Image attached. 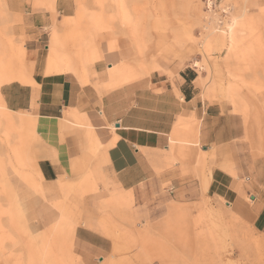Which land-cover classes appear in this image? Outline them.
Instances as JSON below:
<instances>
[{"label":"rangeland","instance_id":"1","mask_svg":"<svg viewBox=\"0 0 264 264\" xmlns=\"http://www.w3.org/2000/svg\"><path fill=\"white\" fill-rule=\"evenodd\" d=\"M36 46L44 74L66 63L100 97L152 78L195 99L136 189L118 186L84 114L71 167L41 180L36 119L0 99V264H264V0H0V87L30 81ZM214 170L237 200L208 191ZM84 232L104 249L81 247Z\"/></svg>","mask_w":264,"mask_h":264},{"label":"crops","instance_id":"2","mask_svg":"<svg viewBox=\"0 0 264 264\" xmlns=\"http://www.w3.org/2000/svg\"><path fill=\"white\" fill-rule=\"evenodd\" d=\"M37 35L32 40L41 43L40 34ZM39 47L32 50L29 59L32 63L30 81L7 80L8 83L0 87L3 106L11 112H28L35 118L36 131L47 145L46 156L41 155L36 163L38 177L52 181L71 167V161L79 154V136L72 122L81 121L80 114H84L92 128L89 144L96 145L99 140L101 148L98 153L107 160L118 186L136 189L146 182L149 175L146 155L167 144L176 116L193 106L192 92L186 97L179 87L180 95L184 96L181 102L174 97L166 80L151 78L149 82L133 80L116 85L100 97L91 83H82L71 70H64L66 63L56 65L53 62L57 68L53 66L44 74ZM56 53L61 54L60 49L53 51V59ZM153 90L160 92L154 94ZM193 109L197 111L196 107ZM66 114H69L68 118ZM209 174L208 191L211 194L237 200L236 184L228 173L214 170ZM50 220L51 217L46 215L42 223L47 224ZM84 234L77 239L87 252L104 249V240L99 236L91 232ZM261 236L264 249V227Z\"/></svg>","mask_w":264,"mask_h":264},{"label":"bare ground","instance_id":"3","mask_svg":"<svg viewBox=\"0 0 264 264\" xmlns=\"http://www.w3.org/2000/svg\"><path fill=\"white\" fill-rule=\"evenodd\" d=\"M230 39H231V37H230ZM230 41L232 42V39ZM54 59H63V57L60 54V55H56Z\"/></svg>","mask_w":264,"mask_h":264},{"label":"water","instance_id":"4","mask_svg":"<svg viewBox=\"0 0 264 264\" xmlns=\"http://www.w3.org/2000/svg\"><path fill=\"white\" fill-rule=\"evenodd\" d=\"M117 126H118V124H116ZM251 197V199H254V196L252 195V196H250Z\"/></svg>","mask_w":264,"mask_h":264},{"label":"trees","instance_id":"5","mask_svg":"<svg viewBox=\"0 0 264 264\" xmlns=\"http://www.w3.org/2000/svg\"><path fill=\"white\" fill-rule=\"evenodd\" d=\"M190 80H193V78H190L189 81H190Z\"/></svg>","mask_w":264,"mask_h":264}]
</instances>
